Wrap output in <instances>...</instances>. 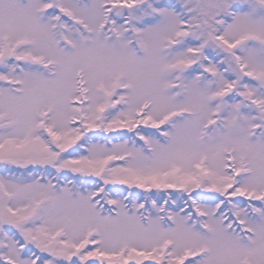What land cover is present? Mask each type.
Masks as SVG:
<instances>
[{"label":"snow or ice","instance_id":"6c2138e0","mask_svg":"<svg viewBox=\"0 0 264 264\" xmlns=\"http://www.w3.org/2000/svg\"><path fill=\"white\" fill-rule=\"evenodd\" d=\"M0 264H264V0H0Z\"/></svg>","mask_w":264,"mask_h":264}]
</instances>
